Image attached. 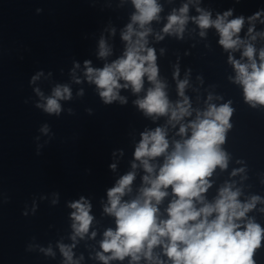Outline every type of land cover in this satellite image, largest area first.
<instances>
[{
	"label": "clouds",
	"instance_id": "9594fccd",
	"mask_svg": "<svg viewBox=\"0 0 264 264\" xmlns=\"http://www.w3.org/2000/svg\"><path fill=\"white\" fill-rule=\"evenodd\" d=\"M131 2L136 12L131 17V23L122 32V39L127 42L123 56L100 69L90 67V61H85V75L90 83L97 86L104 104H112L117 100L122 104L126 103V99L119 95V90L131 87L133 93H140L146 77L152 87L148 88L143 98L134 103L146 116H168V123L175 126L184 117L192 115L191 105L185 96L188 80L178 81V95L182 100L173 106L165 92L166 85L158 78L155 49L147 47V36L152 30L146 26L159 19L161 5L157 0ZM196 11L199 15L191 19L201 29L202 37L206 34L204 30L215 28L220 36L219 44L226 51H235L243 46L242 58L246 57L247 63H241L231 54L228 57V62L236 72L234 82L242 85L245 102L253 108L257 105L264 106V49L259 51L257 63L256 49L238 35L245 18L239 16L229 20L231 10L218 14L216 19H212L211 13L204 9L197 7ZM188 12L187 3L178 11L173 10L162 32L183 38L189 21ZM261 14L258 11L248 18L249 22L255 21ZM134 25H138L140 30L137 31ZM252 32L253 28L250 27L248 33ZM156 38L161 40L163 35L158 34ZM255 38L251 37L253 40ZM99 47L101 58L109 55L103 39ZM40 75L42 73L33 76L32 82L39 79ZM178 76L177 68L174 78ZM121 80L124 81L123 84L120 83ZM35 92L41 99H45V103H38L36 106L48 114L59 115V101L71 99L68 86H56L52 95L47 98L43 97L39 88ZM211 99L209 96L208 100ZM230 104V101L220 106L209 104L207 110L197 111L195 120L187 124L180 123L178 135L186 138L173 142L170 152L164 128L157 127L153 131L141 133L134 158L147 173L143 177V183L147 186L141 187L137 198L123 201L122 197L131 191L130 186L135 179V172H129L108 190V205L104 211L115 217L116 228L106 230L100 244L102 252L97 253V258L103 264H108L110 260L123 261L125 257L131 258L130 264L140 261L142 257L150 262L155 261V264H163V261L154 256L153 249L156 246H163L164 254L171 264H254L253 255L261 247L264 229L251 219L243 225L238 221L245 218L246 213L255 207L260 198L254 196L249 202L241 203L238 200L240 191L232 190L231 185L222 187L213 203H206L202 195L210 187L208 178L214 170L217 167L226 169L228 166L229 158L221 145L225 143L226 133L231 127L230 118L234 110ZM189 130L191 134L187 135ZM42 131L46 133L47 126ZM160 156H164V162L156 172V165L150 161ZM111 167L115 169L116 166L113 164ZM132 168L136 169L137 164L133 163ZM237 171L243 169L234 171L233 175ZM169 187L174 199L167 208L168 218L160 219L158 205L169 194ZM197 203L202 206L197 207ZM69 206L75 209L72 213L74 234L71 237L75 241L77 236L83 238L89 232L93 216L90 215L91 205L83 197ZM95 235L93 232L92 236ZM59 247L65 257V264H78L73 261L74 245L61 244ZM50 251L49 249L48 252Z\"/></svg>",
	"mask_w": 264,
	"mask_h": 264
}]
</instances>
